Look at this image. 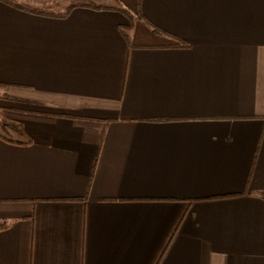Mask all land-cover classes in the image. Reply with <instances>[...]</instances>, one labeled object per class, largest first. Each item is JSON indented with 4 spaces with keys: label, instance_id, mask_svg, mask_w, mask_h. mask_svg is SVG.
<instances>
[{
    "label": "crops",
    "instance_id": "0c3cea01",
    "mask_svg": "<svg viewBox=\"0 0 264 264\" xmlns=\"http://www.w3.org/2000/svg\"><path fill=\"white\" fill-rule=\"evenodd\" d=\"M15 1L0 264H264V0H139L131 46L119 11Z\"/></svg>",
    "mask_w": 264,
    "mask_h": 264
},
{
    "label": "trees",
    "instance_id": "16d2710c",
    "mask_svg": "<svg viewBox=\"0 0 264 264\" xmlns=\"http://www.w3.org/2000/svg\"><path fill=\"white\" fill-rule=\"evenodd\" d=\"M51 1H58V0H51ZM17 6L20 7L19 5H17ZM75 6L89 7V8H92V9H99V10L100 9H111V10H116V11L121 12L129 20V23L126 26L123 27L122 34H123L124 38L126 39V41L128 42V44L131 46V43H130V40H129V35L126 33L125 30H129V29H131L134 26V20H133V16H132L133 14L128 8H124V7L119 6V5H107V4H102V3H93V2H90V1H79V0H77V1H73V2L69 3V5H67L63 11H59V12H48V11L37 10V9H31L30 10L28 8H25V9L26 10H30L33 13H38V14H43V15H48V16H53V17H65L69 13V11ZM138 6H139V0H136V12H137V14L140 15ZM140 17H141V15H140ZM141 19H142V17H141ZM151 27H152V30L158 31L160 33H163L164 35H167L171 39L177 41V45H182V46L185 45L183 42H181L177 38L162 32L161 30H159L155 26H151ZM7 124L9 125L10 128L16 130L17 133L24 138V140L23 141H17V140L6 139L5 137H2L0 135L1 138H3L4 140L10 141V142L16 143V144H28V143H31L30 137L23 130L22 126L19 123H17L16 121H13V120H8ZM248 182H249V177H248V179L246 181V185H248ZM261 195L264 196V193H262ZM3 227H4V223L0 222V229L3 228Z\"/></svg>",
    "mask_w": 264,
    "mask_h": 264
},
{
    "label": "rangeland",
    "instance_id": "374dc122",
    "mask_svg": "<svg viewBox=\"0 0 264 264\" xmlns=\"http://www.w3.org/2000/svg\"><path fill=\"white\" fill-rule=\"evenodd\" d=\"M15 1V0H14ZM73 1H77V0H58V1H52L51 6L49 7V9L53 12H59V11H63L65 9V7L67 5H69V3L73 2ZM79 1H90L93 3H102V4H107V5H119L122 6L124 8H128L132 5V8L136 11L135 9V0H79ZM16 2V1H15ZM18 2L20 3V0H18ZM133 10V14L135 15V11ZM132 15L133 16V20L134 22L136 21L137 15ZM12 94H15L14 91L11 92ZM4 94H2L1 90H0V99L3 100ZM8 98H10L8 96ZM15 99V98H12ZM1 110V108H0Z\"/></svg>",
    "mask_w": 264,
    "mask_h": 264
}]
</instances>
